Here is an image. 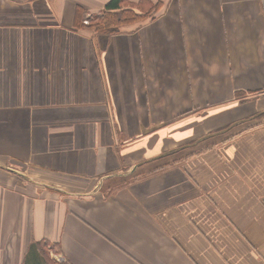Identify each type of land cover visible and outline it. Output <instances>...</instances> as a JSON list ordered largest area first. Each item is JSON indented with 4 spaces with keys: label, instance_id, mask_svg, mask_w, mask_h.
Segmentation results:
<instances>
[{
    "label": "crops",
    "instance_id": "1",
    "mask_svg": "<svg viewBox=\"0 0 264 264\" xmlns=\"http://www.w3.org/2000/svg\"><path fill=\"white\" fill-rule=\"evenodd\" d=\"M108 1L0 0V264H264V0Z\"/></svg>",
    "mask_w": 264,
    "mask_h": 264
},
{
    "label": "trees",
    "instance_id": "2",
    "mask_svg": "<svg viewBox=\"0 0 264 264\" xmlns=\"http://www.w3.org/2000/svg\"><path fill=\"white\" fill-rule=\"evenodd\" d=\"M157 7L158 4H153L150 2V0H139L137 3H132L129 0H109L104 5V8L97 14H88L83 9L76 8L75 24L81 28L84 27L90 28L95 34L110 36L120 33L121 31L120 29L122 26L132 24L134 22H138L144 20L145 18L150 17L156 11ZM83 21H87V24H83ZM252 122L255 121L252 119L251 124ZM231 130H234V128H231L227 132L222 133L220 135H215L214 138L211 137V139L222 140L223 138L227 137V134ZM204 141L203 142L200 141L201 143L200 142L197 143L195 147H190L189 149L190 152L185 156V158L198 154L200 151L199 148L207 149V146L204 144L205 143ZM194 142L196 141L195 140L190 141V143H194ZM41 244H42L41 251L43 255L46 257V259H48V250L46 249V246L48 244L46 242ZM54 252L56 253L57 251L55 250ZM48 264H66V263H56L52 260H49Z\"/></svg>",
    "mask_w": 264,
    "mask_h": 264
},
{
    "label": "water",
    "instance_id": "3",
    "mask_svg": "<svg viewBox=\"0 0 264 264\" xmlns=\"http://www.w3.org/2000/svg\"><path fill=\"white\" fill-rule=\"evenodd\" d=\"M236 125V124H235ZM232 126H234L233 124L231 125V126H228L227 128H225V129H223V130H220V131H218V132H215L214 134H209L207 137H212V136H215V135H219V134H222L223 132H225V131H227L229 128H231ZM206 138V137H205ZM202 140V139H201ZM198 141H200V140H198ZM198 141H196V142H198ZM195 143V142H194ZM193 143V144H194ZM184 148V147H183ZM180 149V148H179ZM139 165V164H138ZM0 167L1 168H3V169H5L6 171H9V172H11V173H13V174H16V175H18L19 177H21V178H24V179H28V180H30V178L28 177V176H26V175H24L23 173H20V172H18V171H16V170H14L13 168H10V167H7V166H4L3 164H1L0 163ZM137 167V166H136ZM135 167V168H136ZM134 168V169H135ZM129 174H131V171H129V172H126V173H124V174H120V176H126V175H129ZM102 180L103 179H101L100 180V182H99V187L102 185ZM40 185H43V184H40ZM56 189V188H55ZM58 190V189H57Z\"/></svg>",
    "mask_w": 264,
    "mask_h": 264
},
{
    "label": "rangeland",
    "instance_id": "4",
    "mask_svg": "<svg viewBox=\"0 0 264 264\" xmlns=\"http://www.w3.org/2000/svg\"><path fill=\"white\" fill-rule=\"evenodd\" d=\"M232 124L230 123L229 124V126H231ZM211 134H214V132L213 133H211ZM209 135V134H208ZM159 158H161V157H163V156H158ZM118 174V173H117ZM114 180H117V177H114L113 178ZM119 179V178H118ZM96 183H97V180L96 181H93V182H90L88 185H87V187H88V189H91V188H93V190H96V187L97 186H95L96 185ZM54 255H58V252H54ZM49 260H52V261H54V262H56V263H64V262H60V260H56V259H50L49 258Z\"/></svg>",
    "mask_w": 264,
    "mask_h": 264
},
{
    "label": "built area",
    "instance_id": "5",
    "mask_svg": "<svg viewBox=\"0 0 264 264\" xmlns=\"http://www.w3.org/2000/svg\"><path fill=\"white\" fill-rule=\"evenodd\" d=\"M85 24H87V21H84Z\"/></svg>",
    "mask_w": 264,
    "mask_h": 264
}]
</instances>
